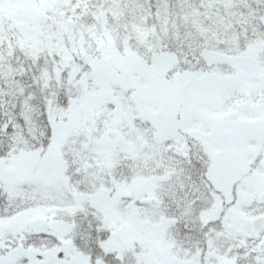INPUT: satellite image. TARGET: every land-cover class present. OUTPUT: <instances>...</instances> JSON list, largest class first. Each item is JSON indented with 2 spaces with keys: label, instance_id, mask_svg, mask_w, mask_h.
Returning a JSON list of instances; mask_svg holds the SVG:
<instances>
[{
  "label": "snow or ice",
  "instance_id": "6c2138e0",
  "mask_svg": "<svg viewBox=\"0 0 264 264\" xmlns=\"http://www.w3.org/2000/svg\"><path fill=\"white\" fill-rule=\"evenodd\" d=\"M0 264H264V0H0Z\"/></svg>",
  "mask_w": 264,
  "mask_h": 264
}]
</instances>
